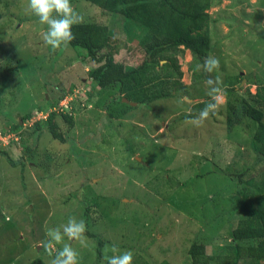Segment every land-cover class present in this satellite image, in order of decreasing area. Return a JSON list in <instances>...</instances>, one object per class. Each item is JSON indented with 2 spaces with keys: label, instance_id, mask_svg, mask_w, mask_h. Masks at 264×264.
Returning a JSON list of instances; mask_svg holds the SVG:
<instances>
[{
  "label": "rangeland",
  "instance_id": "374dc122",
  "mask_svg": "<svg viewBox=\"0 0 264 264\" xmlns=\"http://www.w3.org/2000/svg\"><path fill=\"white\" fill-rule=\"evenodd\" d=\"M71 2L83 23L108 27L109 47L100 54L126 70L142 62L151 31ZM27 5L0 0V152L18 162L12 167L0 154V264H51L46 233L69 217L87 226V248L65 237L81 264H105L112 245L131 250L133 264H189L194 246L210 255L230 244L245 201L264 198V159L251 148L257 124L245 118L229 132L224 94L228 82L249 99L264 87V0H212L206 12L208 56L220 62L211 75L222 93L219 111L202 126L192 123L193 106L210 101L209 74L197 70L195 80L188 50L177 56L178 97L125 102L115 90L93 87L87 74L99 64L82 48L46 45V25ZM51 113L63 142L49 133Z\"/></svg>",
  "mask_w": 264,
  "mask_h": 264
},
{
  "label": "trees",
  "instance_id": "16d2710c",
  "mask_svg": "<svg viewBox=\"0 0 264 264\" xmlns=\"http://www.w3.org/2000/svg\"><path fill=\"white\" fill-rule=\"evenodd\" d=\"M105 12L119 14L125 24L146 28L152 32L150 40L143 45L144 59L134 69L126 70L124 65L113 60L111 54H100L109 47L108 27L94 23L73 26L76 39L71 47L82 48L89 59L99 64L88 72L87 77L93 87L115 90L125 99L145 106L162 99L178 97L183 89L182 76L177 56L180 48L188 50L192 56L195 80L199 81L197 65L210 52V17L206 13L212 0H84ZM164 62L163 64H161ZM159 67V70H156ZM228 131L236 128L245 118L254 121L256 131L252 136L251 148L264 159V111L257 105H264V87L256 88L251 99L241 95L226 85ZM121 97H118L120 100ZM195 104L200 111L206 103ZM69 115V111L66 112ZM64 119L71 121V117ZM54 114L48 116V130L54 139H64L52 123ZM27 150V148H25ZM128 150H132L128 147ZM6 162L16 167L6 152L1 151ZM23 161V159H21ZM24 166V162H20ZM230 244L218 246L212 254L196 252L201 247L194 246L189 251V264H264V198L247 199L244 204L242 224L228 233ZM253 242L242 244V242ZM195 249V250H194ZM30 264H44L34 259ZM161 264H171L162 262Z\"/></svg>",
  "mask_w": 264,
  "mask_h": 264
},
{
  "label": "clouds",
  "instance_id": "9594fccd",
  "mask_svg": "<svg viewBox=\"0 0 264 264\" xmlns=\"http://www.w3.org/2000/svg\"><path fill=\"white\" fill-rule=\"evenodd\" d=\"M26 12L38 18L41 25H46L43 40L52 50L67 48L76 39L73 26L84 22L83 16L76 11L71 0H28ZM219 60L214 56H205L197 70L208 73L206 80L210 101L199 111V115L192 120L196 126H202L210 116L217 114L221 107V81L218 76L211 74L218 71ZM188 97H183L182 101L187 102ZM86 223L83 219L69 217L66 224L50 229L46 235L48 240L44 243V248L52 257L51 264H81L80 253L74 249L68 241H78L83 248L88 247ZM62 244V248L56 249L55 245ZM112 255L105 254L103 259L105 264H133V252L126 250L120 252L117 246H111Z\"/></svg>",
  "mask_w": 264,
  "mask_h": 264
},
{
  "label": "built area",
  "instance_id": "2783aa9c",
  "mask_svg": "<svg viewBox=\"0 0 264 264\" xmlns=\"http://www.w3.org/2000/svg\"><path fill=\"white\" fill-rule=\"evenodd\" d=\"M63 104L65 105L64 107L67 109L68 108V103L66 102V100H64Z\"/></svg>",
  "mask_w": 264,
  "mask_h": 264
},
{
  "label": "water",
  "instance_id": "95a60500",
  "mask_svg": "<svg viewBox=\"0 0 264 264\" xmlns=\"http://www.w3.org/2000/svg\"><path fill=\"white\" fill-rule=\"evenodd\" d=\"M125 102H128L126 99H123ZM131 105H136L135 103H131Z\"/></svg>",
  "mask_w": 264,
  "mask_h": 264
}]
</instances>
